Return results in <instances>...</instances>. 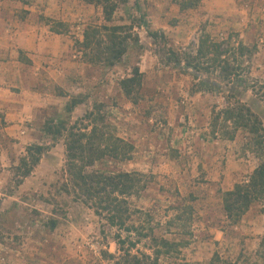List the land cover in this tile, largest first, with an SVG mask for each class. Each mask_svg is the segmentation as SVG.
I'll return each instance as SVG.
<instances>
[{"label":"rangeland","instance_id":"rangeland-1","mask_svg":"<svg viewBox=\"0 0 264 264\" xmlns=\"http://www.w3.org/2000/svg\"><path fill=\"white\" fill-rule=\"evenodd\" d=\"M113 1L117 10L110 25L130 27L135 41L110 67L90 65L75 43L86 26L103 24L100 7L65 0L64 23L45 21L42 13L33 12L39 22L64 33L70 48L58 70L44 72L46 86L38 85L47 100L32 110L20 132L8 136L3 131L7 122L0 109V264H98L101 250L116 252L112 240L117 231L64 190L63 136L53 139L44 130L51 121L71 125L96 104L102 105L103 124L132 152L129 161H105L94 169L143 175L146 189L128 200L136 210L131 223L142 221L155 235L184 243L177 253L163 255L162 264H204L215 252L239 263L264 264L262 205L254 203L236 224L222 212V194L258 165L251 136L238 131L229 140L211 133L215 114L237 103L257 114L264 127V105L252 90L220 82L213 74L205 77L219 85L217 90L197 89L189 72L166 62L169 50L190 48L204 32L251 49L244 63L249 83L263 79L264 0H190L196 5L186 10L179 7L185 0ZM152 32L161 38L153 40ZM134 68L141 83L128 98L119 81ZM53 96L65 99L51 104ZM72 98L82 103L67 114ZM33 145L53 147L23 180L18 167ZM185 206L192 207L190 219L183 215ZM178 214L181 220L168 225L170 235L164 234L165 222ZM147 244L142 240L136 249L149 253Z\"/></svg>","mask_w":264,"mask_h":264},{"label":"trees","instance_id":"trees-1","mask_svg":"<svg viewBox=\"0 0 264 264\" xmlns=\"http://www.w3.org/2000/svg\"><path fill=\"white\" fill-rule=\"evenodd\" d=\"M83 1L101 8L103 24L86 26L82 40L75 42L76 48L90 65L113 66L121 61L128 42L135 41L128 33L130 27L110 25L117 10V3L113 0ZM195 5L196 2L190 0L179 3L180 10L193 8ZM149 34L153 40L161 38L157 32ZM251 52V49L242 43H237L234 47L227 39L216 41L203 32L197 43L190 48L176 52L169 50L166 62L181 72H189L195 80L197 89L217 90L219 85L205 77L213 74L220 82L252 90L264 105V78L249 83L250 71L246 67L248 65L244 64L245 61L248 62ZM140 83L141 73L138 68H134L130 76L119 81V86L125 96L131 98L134 88ZM81 103V100L72 98L67 103L65 112L70 114ZM103 123L102 105L96 104L71 125L64 121L53 125L51 121L44 126L45 133L53 139L61 136L64 138L66 177L64 190L117 231L112 240L116 252L112 254L101 250L98 264H162L163 255L177 253L184 243L175 238L168 239L163 234L155 235L154 230L146 228L142 221L137 225L131 223L136 210L130 208L128 200L146 189L143 175L135 172L94 169L97 164L105 161H129L132 152V146L115 136ZM211 128L214 138L219 136L229 140L234 139L238 131L246 132L251 136L252 152L258 156V165L252 174L222 194V212L226 220L236 224L254 203H260L264 212V127L261 119L248 107L237 103L218 111L212 119ZM49 149L44 145L27 147V155L20 160L18 167L21 170L19 177L29 176L41 156ZM183 208V215L188 214L190 219L192 207ZM178 209L179 207H176L175 210ZM183 215L178 214L169 218L165 222L167 230L164 234L170 235L168 225L171 226L176 220H181ZM175 235L176 233L173 234ZM142 240L148 241L145 248L149 253L136 249ZM204 264L248 263L224 259L215 252Z\"/></svg>","mask_w":264,"mask_h":264},{"label":"crops","instance_id":"crops-1","mask_svg":"<svg viewBox=\"0 0 264 264\" xmlns=\"http://www.w3.org/2000/svg\"><path fill=\"white\" fill-rule=\"evenodd\" d=\"M66 5L65 0H0V109L8 136L20 132L32 110L44 107L47 99L38 84L46 86L44 72L58 70L70 48L64 33L51 30V22H39L33 12L42 13L45 21L64 23ZM63 98L53 96L49 103Z\"/></svg>","mask_w":264,"mask_h":264}]
</instances>
